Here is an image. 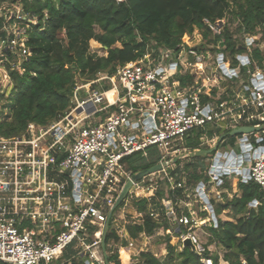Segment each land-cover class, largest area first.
<instances>
[{
	"label": "built area",
	"instance_id": "2783aa9c",
	"mask_svg": "<svg viewBox=\"0 0 264 264\" xmlns=\"http://www.w3.org/2000/svg\"><path fill=\"white\" fill-rule=\"evenodd\" d=\"M205 22L209 23L207 19ZM38 24V14L26 10L24 0H0V125L12 118L7 104L15 91L11 73H22L23 64L34 54L30 32ZM209 25L212 30L217 27ZM181 45L177 49L163 45L158 53L148 47L141 58L119 65L113 74L99 72L96 78L77 83L71 106L51 123L30 122L19 134L0 133L1 264H54L75 240L82 244L85 264H107L108 256L122 249L131 258L133 247L137 245L144 252L147 245L130 236L127 224H142L147 214L158 222L167 220L179 230L183 227L182 242L190 237L198 251L205 250L195 231L202 226V218L190 203L193 195L203 199V210L212 213V223L217 225L206 201V197L210 200L207 183L200 182L194 190L181 176L185 171L173 175L169 168H176V162L187 157L182 153L188 137L201 133L200 146H205L207 127L216 128L224 115H239L240 121L233 116L226 122L229 132L253 126L249 124L251 118L264 121V72H251V84H245L256 106L263 108L258 115L248 114L247 95L236 102V95H228L229 99L221 103L204 102V96L213 98L211 93L192 82L194 71L186 75L189 66L203 64L204 54L196 46L183 55ZM221 55L220 69L233 77L235 68H230ZM239 60L250 64L248 56L240 55ZM187 76L192 79L183 84ZM110 91L113 100L107 95ZM251 133L239 135L240 149L227 151L232 155L227 164L221 157L217 165L207 168L210 183L219 187L224 176L236 174L239 180H253L264 188V135L251 141ZM153 153L163 168L147 175V181L134 182L122 201L145 199L148 210L134 209L129 220L122 209L116 216L120 205L115 207V203L135 173L130 157L142 154L149 158ZM163 190L165 196L161 195ZM258 203L254 200L251 205ZM109 215L120 241L108 246L105 243L104 247ZM95 228L97 234L91 238ZM146 235L142 232L139 238ZM202 261L213 264L211 258Z\"/></svg>",
	"mask_w": 264,
	"mask_h": 264
},
{
	"label": "trees",
	"instance_id": "16d2710c",
	"mask_svg": "<svg viewBox=\"0 0 264 264\" xmlns=\"http://www.w3.org/2000/svg\"><path fill=\"white\" fill-rule=\"evenodd\" d=\"M26 10L39 16V24L30 32L29 45L33 49L32 57L23 64L22 73L12 71L15 82L12 118L0 125V133L14 135L23 132L30 122L48 124L58 119L71 106L73 89L77 83L96 78L99 72L113 74L119 65L141 58L152 40L160 45L177 49L186 34L194 28H200L204 36L209 37L214 32L210 24L217 26L220 33L214 35L215 48L222 44L224 55L233 57L239 63L237 55L243 52L241 45L231 31L229 21L236 18L242 20L237 26V32L255 35L262 32L264 36V0H24ZM205 19L209 23L205 22ZM227 22L221 26V22ZM81 39L82 43L75 45ZM91 42L103 48L106 55H100L92 50ZM121 45L118 46L117 44ZM200 45L199 49H204ZM252 63L240 65L246 85H250V74L255 71L254 61L264 68V56L258 48L254 49ZM187 76L183 84L191 80ZM233 83L238 82L233 76ZM244 85L242 91L248 98V114L258 115L263 108L256 106L250 89ZM216 94V92H214ZM236 94L235 91L232 92ZM229 96L222 95L216 100L221 103ZM204 102L214 100L204 96ZM264 123L259 118H251L250 125ZM198 137V136H197ZM197 137H188V146H198ZM237 137L227 135L232 146ZM203 155H189L176 162L177 170L185 171L188 183L196 186L204 182L201 170H205ZM159 161L151 155L149 158L136 154L129 159L133 172L149 168ZM238 192H233V185L224 176L221 189L231 192L223 193L228 199L225 202L211 204L217 216V225L213 222L206 226L209 233L207 245L216 244L224 249L222 258L227 264H264V188L253 180L238 182ZM182 190L178 189L177 193ZM162 195V194H161ZM171 195V194H170ZM257 200L259 203L252 206ZM141 209L146 208L147 201H138ZM123 205V202L120 206ZM148 210V208H146ZM228 210L231 219H222L220 214ZM203 214H206L204 212ZM172 228L173 233L165 235L167 255L160 259L150 252L141 253L144 264H205L203 258H211L213 264L220 263V254H213L205 247L204 251L192 249L182 244L181 230L167 221L158 222L149 214L142 224H127L131 237L140 233L152 234L159 227ZM173 236H177L178 242ZM120 241L113 223L107 233L106 243ZM124 243H126L124 241ZM82 244L75 240L63 252L54 264H85L81 253ZM111 264H131L128 252L121 251L108 256ZM1 264V263H0Z\"/></svg>",
	"mask_w": 264,
	"mask_h": 264
},
{
	"label": "rangeland",
	"instance_id": "374dc122",
	"mask_svg": "<svg viewBox=\"0 0 264 264\" xmlns=\"http://www.w3.org/2000/svg\"><path fill=\"white\" fill-rule=\"evenodd\" d=\"M227 22V20H223L221 22V26H223L225 23ZM242 24V20L240 18H236L235 20H233L232 22L229 21V26L231 28V31L234 32L235 37L237 38V40L241 43H243V41H247L246 44L241 45V47L244 49L242 53L237 55V59L239 60L240 55L242 56H248L251 63H252V56H253V52L254 49L258 48L260 50V52L263 54L264 56V36H262V32H259L255 35H249L248 33H243L244 29L241 31L237 32V26ZM214 33L211 34L209 37L204 36V32L202 29L195 27L192 33L186 34L183 37L182 40V54L183 55H188L187 54V50L190 47H200V45H205L204 49H199L203 54H204V61L203 64L201 66L197 65L196 67L194 66H189L186 75H190L189 73H192L194 71V76H193V80L192 82L194 84H198L203 92H209L211 93V96L213 97L214 100H217L218 98H220L222 95H233L232 92L235 91L236 92V99L234 100V102H236L237 100H239V97H242L244 95V92L242 91L245 83H246V79H244V74L241 73V66L240 65H244L240 60L239 63H235L233 60V57L231 55H224L225 58V62L227 65L230 66V68H235V74L233 75L236 80L238 82L233 83L231 75H227L225 73H223V71L220 69L219 64H218V58L220 56H222L221 51L224 46L222 44H217L216 48H215V37L214 35H217L220 33V29L218 27H216L215 29L212 30ZM82 41L81 39H78L75 43V45L81 44ZM118 46H120L121 44L118 43ZM92 50L96 51L98 54L100 55H106V51L99 47L96 46L94 44V42H91V46ZM150 49H153V51H155V53H158L160 51H162V47L163 45H160L156 40H152L150 45H149ZM161 47V48H159ZM159 49V50H158ZM254 65L256 66L255 70L264 72V68H260L258 66V60L254 61ZM249 65V63H248ZM192 79V78H191ZM85 78L82 79V81L84 82ZM191 81V80H190ZM86 82V81H85ZM13 88V85L10 86V89ZM216 92V94L214 93ZM8 107L9 109H11L13 111L14 105L16 104V100L14 99V95H11L8 98ZM230 106L227 105V109H229ZM235 117L238 121L239 120V115H237L236 113H229L227 115H224V118L220 119L218 121V123L216 124V128L213 129V127L208 126L207 127V135L206 138H208V140H203V143H205V147H209L208 149L213 148V151L204 155V164H205V170H201L202 174L204 176V182L207 183V190H206V194L211 198L214 199L216 202H222L225 201L226 199L223 196V190L219 191V187L216 186L215 183H210V177L208 176V171L207 168L210 169L211 165L213 164V160L216 156V153L218 151H229L233 148L232 144L228 141L226 135H229V131L225 128L227 125V121H229V119H231L232 117ZM247 121V119L243 120ZM217 134V138H215V133ZM201 134V133H200ZM198 135V140H199V144L202 142L201 140V135ZM264 135V124L260 126V128L254 132H252L250 134V140L254 141L255 138ZM224 137L225 138L219 143L220 141V137ZM236 141H235V145H237L239 147V135L235 136ZM188 139L186 140V147L185 150L183 151L182 155H187V157L189 155H193V148L189 147L188 144ZM152 155H154V157H156V155L153 153ZM180 155V158H183V156ZM186 157V156H185ZM184 159V158H183ZM171 171V174H175L178 172L177 169H173V167L169 168ZM168 169V170H169ZM181 176L188 182V175L187 172H184L181 174ZM227 180L231 183V185H233V192H235L236 190L239 191L238 189V182L240 181V176L236 175V174H232V175H228L226 176ZM149 178L145 177L143 178L144 181H147ZM191 185V184H190ZM193 186V185H192ZM197 186V185H196ZM196 186H193L195 188H193L194 190L196 189ZM162 187H164V184L162 185ZM227 191V190H226ZM165 190H163V194L162 196H165L164 194ZM220 194H219V193ZM227 193H230L229 191H227ZM194 194V193H192ZM220 195V196H219ZM191 203H190V207L192 209H194V211H196V213L201 216L202 218V226L198 227L195 229V231L198 233L199 237H200V241L201 244L204 247H207L211 253L213 254H220L221 258H220V263L221 264H227V262L222 258L223 256V252L224 249L221 246H218L216 244H211V245H207L208 241H209V233L206 229V226H209L212 224V213L203 210V203L204 200L203 199H199V197H196V195H193V197L191 198ZM137 200V198H130L129 200L127 199V201L123 202V205L118 207L115 211V215L118 216L120 214H122L120 212V210H124V214L126 216V220H129L131 218L132 215L135 214L136 211H134V209H139L140 211H142L143 213L146 212V208L141 209L139 206V203ZM189 202V200H188ZM206 212V215L203 216V213ZM124 220H122L123 222ZM161 228V229H160ZM163 228V231H162ZM97 230L98 228H95L94 231H92V233H90V237H94L97 234ZM164 232V233H163ZM168 234L167 232L165 233V228L163 227V225L161 227H159L158 229L155 230L154 233L152 234H148L145 237L139 238L138 237H132L133 239L135 238L137 240V243H139V241H143L146 242V251L144 252H150L152 254H154L155 256H157L160 259H164L168 253L167 248H166V239H165V235ZM175 239V241L178 242V238L177 236H173ZM182 246L183 243L180 244L178 246V249L182 250ZM141 253L140 249H138V246L136 245L135 247H133V249L131 250V258H130V263L131 264H137V263H143L142 262V258L140 257Z\"/></svg>",
	"mask_w": 264,
	"mask_h": 264
},
{
	"label": "water",
	"instance_id": "95a60500",
	"mask_svg": "<svg viewBox=\"0 0 264 264\" xmlns=\"http://www.w3.org/2000/svg\"><path fill=\"white\" fill-rule=\"evenodd\" d=\"M258 128L259 127H255V126H240V127H237V128H234L233 130H231L229 132V135L232 137H235V136H238V135L243 134V133L254 132V131L258 130ZM223 138L224 137L222 136L220 139L222 140ZM212 151H213V148L208 149V150H200V151L196 152V154L197 155H206ZM221 157H225L227 159V161H226V164H227L229 162V160L231 159L232 155L229 156L227 151H218L216 153L214 160H213L214 165L218 164V162L221 160ZM221 163H222V161L219 164H221ZM168 164H169V162L164 163V165H168ZM162 168H163V164L157 163V164H155L149 168L142 169L138 172H135L132 175L131 179H129L126 182L125 186L123 187V189H122V191H121V193H120V195H119V197L115 203V207L119 206L122 203V201L127 196L129 189L132 187L134 182H137V181L143 179L144 177H146L147 175H150L154 172L161 170ZM220 174L223 176L224 174H226V172L225 173L221 172ZM206 201L209 203V205L211 207V211L213 212V216L216 218L214 208H213L212 204L210 203V200L207 197H206ZM110 219H111V215H109V217H108V220L105 224V228H104V232H103V241L102 242H103L104 247H105V243H106L108 229L110 226ZM186 245L190 246L194 250H197V246L192 242L190 237H186L183 240V246H186ZM107 264H111L108 259H107ZM137 264H144V263H137Z\"/></svg>",
	"mask_w": 264,
	"mask_h": 264
},
{
	"label": "crops",
	"instance_id": "0c3cea01",
	"mask_svg": "<svg viewBox=\"0 0 264 264\" xmlns=\"http://www.w3.org/2000/svg\"><path fill=\"white\" fill-rule=\"evenodd\" d=\"M191 137H197V135L196 136H194V135H191ZM221 138V137H220ZM223 140V139H222ZM221 139H220V141L219 142H221L222 141ZM208 148L209 147H205V146H200V144L198 143V146L197 147H195V148H193V154H196V152H198V151H200V150H208ZM203 156V155H202ZM223 179V178H222ZM218 187V186H217ZM219 191L220 190H223V193H225V192H227L226 191V189H221V187L219 186ZM235 192H238V190H236ZM178 195H180L181 196V194H178ZM228 195H229V197H231L232 196V194H231V192L230 193H228ZM224 196V195H223ZM210 198V197H209ZM226 200L228 199L227 197H224ZM210 200H211V198H210ZM225 200V201H226ZM225 201H222V202H225ZM211 202V201H210ZM206 214H203V216H205ZM215 216H216V214H215ZM219 217H221L222 219H231L230 218V213L228 212V210H224L221 214H220V216ZM216 218H217V216H216ZM83 255V254H82ZM84 256V255H83Z\"/></svg>",
	"mask_w": 264,
	"mask_h": 264
},
{
	"label": "bare ground",
	"instance_id": "6f19581e",
	"mask_svg": "<svg viewBox=\"0 0 264 264\" xmlns=\"http://www.w3.org/2000/svg\"><path fill=\"white\" fill-rule=\"evenodd\" d=\"M107 95H108V97H109L111 100L114 99V97H113V91L108 92ZM121 251L128 252V251L125 250V249H122Z\"/></svg>",
	"mask_w": 264,
	"mask_h": 264
}]
</instances>
